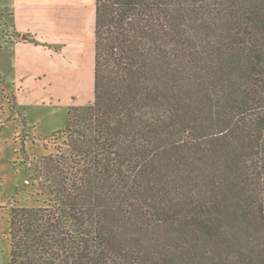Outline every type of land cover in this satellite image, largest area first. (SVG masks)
I'll return each mask as SVG.
<instances>
[{
  "label": "trees",
  "instance_id": "1",
  "mask_svg": "<svg viewBox=\"0 0 264 264\" xmlns=\"http://www.w3.org/2000/svg\"><path fill=\"white\" fill-rule=\"evenodd\" d=\"M95 2L94 101L11 264H264V0Z\"/></svg>",
  "mask_w": 264,
  "mask_h": 264
},
{
  "label": "rangeland",
  "instance_id": "2",
  "mask_svg": "<svg viewBox=\"0 0 264 264\" xmlns=\"http://www.w3.org/2000/svg\"><path fill=\"white\" fill-rule=\"evenodd\" d=\"M95 8V0H0V264H11L12 208L47 199L36 164L63 145L69 109L94 101Z\"/></svg>",
  "mask_w": 264,
  "mask_h": 264
},
{
  "label": "crops",
  "instance_id": "3",
  "mask_svg": "<svg viewBox=\"0 0 264 264\" xmlns=\"http://www.w3.org/2000/svg\"><path fill=\"white\" fill-rule=\"evenodd\" d=\"M8 41V40H7ZM22 41H26V40H22ZM9 42H15L17 45H19L20 43H21V39L19 38V39H9ZM27 42H28V40H27ZM26 42H24V44H25Z\"/></svg>",
  "mask_w": 264,
  "mask_h": 264
},
{
  "label": "water",
  "instance_id": "4",
  "mask_svg": "<svg viewBox=\"0 0 264 264\" xmlns=\"http://www.w3.org/2000/svg\"><path fill=\"white\" fill-rule=\"evenodd\" d=\"M23 39H27V36H23Z\"/></svg>",
  "mask_w": 264,
  "mask_h": 264
}]
</instances>
